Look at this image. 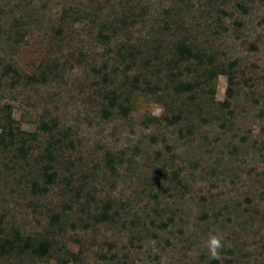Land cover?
<instances>
[{"label": "trees", "instance_id": "trees-1", "mask_svg": "<svg viewBox=\"0 0 264 264\" xmlns=\"http://www.w3.org/2000/svg\"><path fill=\"white\" fill-rule=\"evenodd\" d=\"M48 2L0 0V99L1 81L11 91L64 85L65 69L74 66L87 67L84 103L90 108L96 104L95 114L103 121L128 120L135 92L153 95L164 110L154 125L175 130L186 165L172 173L175 179L198 178L211 188L218 182L238 186L237 195L227 199L224 188L220 193L207 190L211 203L218 204L210 217L214 234L220 223L226 228L225 248L219 260L208 251L200 254L201 264H264V60L258 56L264 32L253 35L264 0H70L62 3L49 59L28 75L13 57L29 30L43 26ZM258 19L264 27V17ZM75 37L87 53L80 44L74 48ZM65 44L68 52L58 57ZM220 75L227 79L226 95L216 102ZM59 122L44 114L31 133L21 130L10 114L5 118L0 133V264H78L87 245L76 234L88 226L119 227L133 242L131 235L147 222L149 229L170 225L179 239L176 214L166 217L150 209V216L148 206L133 205L136 198L119 201L113 189H97L99 167L92 154L107 163L105 175L112 186L118 168L140 157L138 143L130 154L101 148L88 153L82 139ZM149 134L144 137L156 145L158 132ZM162 141L158 161L171 154L167 137ZM157 173L150 185L159 189ZM152 198L160 205L159 195ZM208 217L203 213L200 221ZM65 242L75 243L79 251L72 253ZM111 250L109 262L126 264L129 252ZM139 263L136 258L132 264Z\"/></svg>", "mask_w": 264, "mask_h": 264}, {"label": "rangeland", "instance_id": "rangeland-1", "mask_svg": "<svg viewBox=\"0 0 264 264\" xmlns=\"http://www.w3.org/2000/svg\"><path fill=\"white\" fill-rule=\"evenodd\" d=\"M69 1L49 0L44 12L43 26L31 29L26 34L24 43L13 57L26 74H35L37 69L46 63L45 60L49 59L54 44V33L62 14V3H69ZM82 1L88 2V0ZM259 16L264 17V10L259 12ZM259 16L254 17L256 33L253 35L264 32V27L258 26ZM72 42L74 48L76 44H80L84 48V52H88L86 45L83 41L80 42L78 37H75ZM85 43L88 46V42ZM67 52L68 46L65 44L58 57L62 54L66 55ZM95 56V58L99 57ZM258 56L264 60V49L263 53ZM92 58L93 56L90 57V61ZM88 73L87 67L74 66L72 69H65L64 85L52 82L31 87H18L13 91L8 90L6 81H1L4 94L0 99V133L8 114L19 123L21 130L35 133L37 132L36 122L42 115L48 113V116L58 117L60 127L69 128L76 133L86 145L88 153H94L97 151L96 148H101L103 151L127 149L126 152L130 154L138 143L141 151L140 157L133 160L130 165L118 168V177L115 185L112 186L109 184V176L105 175L107 163L103 162L101 158H95V155L92 154V158L98 162L96 167H99V170L94 174V181L96 186L98 185L97 189H104L105 193L113 189L112 194L119 201L136 198L133 205L148 206L149 209L146 211L150 216H153L152 210L162 211V215L165 214L166 217L176 214L179 217V239L176 238L178 235L175 234V228L170 225H167L165 229H149L151 227L147 226V222L144 230L136 235H131L136 240L133 242L130 240V234L120 232L119 227L111 229L110 227L88 226L86 229L77 231L76 234L80 236L82 243L87 245L78 264L122 263L107 260L110 253L108 250L111 248L115 254L120 252L122 255L123 249L129 252L126 253L128 258L126 264L134 263L136 258L140 261L139 264H201L199 255H205L208 251L206 243L209 236L214 235L215 230L214 222L210 217L213 210L216 211L218 204L211 203L212 199L207 194V190L211 188L212 184L200 181L198 178L191 180L186 177L187 180L182 181L186 190L181 191L182 182L172 175L175 171L179 172V168H186L182 161V151L179 149V139L177 135L175 136L174 129L164 130V127H160V130L158 126H155L156 121L154 120L160 118L164 114V110L153 95L147 92H135L131 97L128 120L115 117L112 118V121H103L95 114L98 110V106L95 107L96 104L90 108V105L87 107L84 103ZM226 87V76L220 75L216 83L214 97L216 102L225 100ZM55 93L60 94L56 97ZM157 107L162 109L158 116L153 115ZM160 131L163 132V135L160 134ZM151 132H158L160 136L156 145L148 143L147 138L144 137V135H150ZM163 136L167 137L166 143L171 147V154L163 155L158 161L156 153L164 150ZM116 155L114 152L112 157ZM156 171L159 176V189L150 185V179ZM182 174L184 175V171ZM141 183L143 185H140ZM141 187H143L142 190ZM236 187L238 186L234 187L232 182H226L225 187L218 182L217 186L211 189L214 193H220L224 188V192L230 194L224 195L225 198H223L227 199V197L237 195L234 190ZM164 189H167V192L161 195V191ZM241 192L242 189H240V194H242ZM154 194L160 196V205L153 200ZM202 197L205 198L204 201ZM150 209L152 210L149 211ZM206 212L209 217L207 221L201 222L200 217ZM225 230L226 228L220 223L217 234L223 237ZM180 231L182 235H180ZM65 246L72 253L76 254L79 251V246L73 242H65ZM139 246L142 250L134 252ZM105 253L106 255L103 256ZM51 264H55V262L51 261ZM69 264L72 263L69 262Z\"/></svg>", "mask_w": 264, "mask_h": 264}, {"label": "clouds", "instance_id": "clouds-1", "mask_svg": "<svg viewBox=\"0 0 264 264\" xmlns=\"http://www.w3.org/2000/svg\"><path fill=\"white\" fill-rule=\"evenodd\" d=\"M161 111L162 109L157 107L153 115L158 116ZM206 248L208 250V254L211 259L219 260L222 254V251L225 248L224 238L218 234L209 236L207 243H206Z\"/></svg>", "mask_w": 264, "mask_h": 264}]
</instances>
